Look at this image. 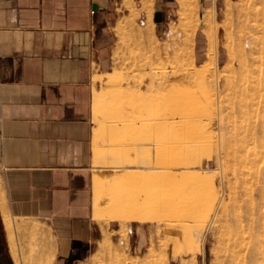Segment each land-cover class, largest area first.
I'll return each mask as SVG.
<instances>
[{"label":"rangeland","instance_id":"obj_1","mask_svg":"<svg viewBox=\"0 0 264 264\" xmlns=\"http://www.w3.org/2000/svg\"><path fill=\"white\" fill-rule=\"evenodd\" d=\"M126 1L112 23L110 52L93 73L101 137L95 158L106 168L94 193L114 209L105 218L115 220L99 250L79 264H230L243 227L252 223L264 239V132L239 133L228 106L238 91L231 81L239 76L241 49L264 44V29H243L238 13L260 2L192 0L180 22L178 0L149 7L131 0L134 15ZM13 221L42 229L41 248L26 250L29 229H15L11 244L0 217V264H51L44 226Z\"/></svg>","mask_w":264,"mask_h":264},{"label":"crops","instance_id":"obj_2","mask_svg":"<svg viewBox=\"0 0 264 264\" xmlns=\"http://www.w3.org/2000/svg\"><path fill=\"white\" fill-rule=\"evenodd\" d=\"M120 1L0 0V217L44 226L51 264L87 261L115 220L94 193L93 73Z\"/></svg>","mask_w":264,"mask_h":264},{"label":"bare ground","instance_id":"obj_3","mask_svg":"<svg viewBox=\"0 0 264 264\" xmlns=\"http://www.w3.org/2000/svg\"><path fill=\"white\" fill-rule=\"evenodd\" d=\"M178 1L180 3L179 21L184 22L188 18L186 17L188 12L191 13L192 9L190 7L193 5V2L192 0H178ZM140 2L143 5H147L148 7L152 6L153 4V0H140ZM259 2L260 3L258 4L261 5L260 7H257L256 4H252L246 10H242V12L238 13L239 14L238 24L240 23L243 29L248 28V24L249 27L251 28V31L253 29H257L258 32L260 30V27L264 29V0H259ZM127 6L131 10L133 15L138 13L133 2L131 1L128 2ZM130 21H131L130 18L125 19L123 21V25H126V23ZM149 24H150L149 26L145 27V31L143 33L140 30V32L142 33L140 34L141 42L143 43H146L149 40V37L151 36V33L153 31L154 24L152 19L149 21ZM151 25H152V29H151ZM121 27L122 24L120 26L118 25L119 30L122 29ZM192 40L193 39L190 36V34H187L186 36L184 35L183 44L187 49L190 48L189 44ZM258 45L259 44H255V46L252 49H249L245 46L241 49V54L238 57L239 76L238 78L233 79V81H231V86L233 84L234 87H238L237 88L238 91L237 94L233 95L228 99L229 100L228 106L230 107V118H231L230 120H232V123L236 122L239 128L238 129L239 133L248 132L253 136V138H255V136H257L258 133L260 134V132L262 131L264 132V44L259 46ZM181 49L183 50V52L185 51V48H181ZM227 117L229 118V116ZM262 192L263 190L259 191L258 189H255L254 195L262 194ZM1 199L2 197L0 194V200ZM260 215L261 216L264 215V209L260 211ZM12 218L8 215H5V219H4L5 226L8 232V237L11 244L15 242L13 236V232L15 229L17 228L22 230L29 229L30 231H28V235H26L27 237L25 238V242L23 243H25L24 245L27 251L38 252L41 248V239L44 237L43 230L36 227L34 225V222L30 221V222H22L20 224H16ZM248 225H249L248 228H246L247 231L246 230L244 231V227H243V229L236 234L234 250L232 251L231 254L230 264H248L246 263L245 260L247 254L245 253V248H250L249 254H250V259L252 261L250 262V264H254V262L256 264L259 261L257 259L264 258V239L260 237V234H255L253 232L256 226L252 225V223ZM247 234L249 235V237L246 236ZM255 260H257V262ZM257 264H259V262Z\"/></svg>","mask_w":264,"mask_h":264},{"label":"water","instance_id":"obj_4","mask_svg":"<svg viewBox=\"0 0 264 264\" xmlns=\"http://www.w3.org/2000/svg\"><path fill=\"white\" fill-rule=\"evenodd\" d=\"M201 3H203V0H201ZM96 7H97V5L95 4V8H96ZM201 18H203V13H202Z\"/></svg>","mask_w":264,"mask_h":264}]
</instances>
